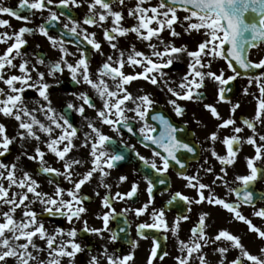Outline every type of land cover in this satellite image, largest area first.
Masks as SVG:
<instances>
[{
	"label": "snow or ice",
	"instance_id": "6c2138e0",
	"mask_svg": "<svg viewBox=\"0 0 264 264\" xmlns=\"http://www.w3.org/2000/svg\"><path fill=\"white\" fill-rule=\"evenodd\" d=\"M84 4H87V12L83 18L73 16V11ZM17 7L21 11L0 2V14L22 22L19 29H14L9 19L0 18V28L13 29L12 32L0 31V45L6 46L0 53V85H3L0 87V117L13 120L18 125L16 135L10 136L8 126L0 121V158L10 153V146L17 140L22 148L26 141L38 143L34 154L24 150L13 163L0 159V264H9V261L12 264H76L78 254L90 251L77 241L81 233L100 239H105V233H108L102 251L99 255H90L87 264H102V261L104 264H135L137 241L132 242V250L127 254H118L115 250L110 253L108 248L109 244L114 245L121 239L120 233L127 232L124 227L119 232L114 231L110 222L123 216V223L127 225L128 213L138 218L147 214L150 218L151 222H140L136 226L139 237L152 241L147 264H154L157 259L163 261L169 255L167 251L162 254L158 251L161 236L166 240V233L177 237L179 254L174 257L176 264H208L204 249L213 245H216L214 252L220 256L219 264H225L231 250H237L238 255L227 264H264V247L260 248L259 255L252 254L241 237L227 229H220L214 236L209 235V212L199 214L187 241L179 238L181 224L191 218L193 206L207 203L226 210L233 220L247 224L249 231L264 240V230L242 212L243 206L251 207L255 217L264 219V192L257 194L254 187L259 180H264V134L258 131V127L264 126V58L258 62L250 59L252 49L264 46V0H157L155 4L152 0H134L132 4L128 0H18ZM25 10L28 14H24ZM37 12L41 13L42 22L28 26L33 24ZM44 12L48 13L46 17ZM180 12L185 15L181 17ZM126 19H132L133 23L126 24ZM89 28H99L102 39H97V33L89 31ZM52 29H58L57 35L50 34ZM165 32L168 40L163 36ZM193 32L203 37L195 50H189L186 44H175L176 38L190 36ZM36 34L45 37L50 47L59 53L56 60L38 56L32 63L26 58L29 55L24 50L29 43L26 36ZM130 36L135 37V42L127 40ZM122 39L127 40V48L121 46ZM85 42L101 56H105L102 42L111 49V54L105 56L95 72L91 68L92 58L88 50L82 47ZM136 42L144 43L149 51L139 50ZM69 43L74 44L75 52L69 49ZM77 54L74 62L69 60ZM181 54L187 55L189 63L187 72L177 83L166 79L168 73L164 70L179 61ZM217 60L225 61L233 75L225 77L222 69L213 71ZM40 66H44L46 71H41ZM126 67L133 69L132 73L125 72ZM137 68L141 71H136ZM239 69L244 72L261 69L262 72L249 77L248 81L249 86L255 83L259 91V96L255 97V114L237 125L234 114L240 104H232L228 100L225 95L228 89L224 86L241 75ZM65 71L76 85L87 87L70 94L80 101L79 104L66 101L68 111H58L49 91L53 85L46 77L59 84L58 74L63 75ZM138 80L165 93L169 97L167 104L177 117L186 114V107L180 102L203 103L206 94L202 89L206 87V80L217 83V103L231 104L229 117L224 118L215 104L204 103L203 107L219 121L215 130L206 137L211 145L206 151L219 162L218 173L208 159L193 175L183 171L187 163L179 154H196L198 149L178 138V133L184 129L178 128L157 110L158 101L152 93L143 89L138 90L140 94L130 91L132 83ZM29 89H33L43 101H37L32 108L25 97ZM243 91L245 95L249 94L247 87ZM97 100L100 101L99 106ZM88 110H92L94 117L88 116ZM69 112L78 114L85 122L87 131H83L82 136L81 129L71 122ZM196 123L199 125L201 121ZM105 127L118 136H122L126 129L138 137V143L143 147L155 146L151 150V158L137 151L135 145H124L125 150L114 149L118 142L104 131ZM229 128L231 134L221 136V130ZM245 128L251 135H242ZM77 140L81 143L77 144ZM217 142L224 146V155L217 152ZM40 144L47 151L42 150ZM244 144L252 146L254 155L245 157L246 172L235 174L229 181V168L238 162ZM78 148L89 149L87 159L70 155ZM129 152L144 166L143 171L136 172L146 182L148 200L139 207H126L118 213L114 202L139 199L138 181L132 182L125 192H112L113 187L119 188L128 182V175L119 174L115 181L109 183L113 171L128 159ZM49 153L57 158V162H62L61 168L49 164L46 159ZM21 157L37 163L36 175L43 173L52 177L48 180L53 188L51 192L43 191L35 176L19 167ZM85 164L89 167L79 171ZM176 166L177 175L186 182V188L195 192V196L176 191L166 206L157 208L154 188L157 184L167 185L166 174ZM200 171L214 176L210 184L202 182ZM62 181L70 187H64ZM93 182L97 188L105 190L103 196L99 191L94 192L100 198L102 209L94 215L102 222V227H92L85 219L89 212L85 203L91 197L83 192V187ZM216 187L225 189V197L216 194ZM179 203H183L189 214H180L169 223L166 213ZM37 204L42 206L41 212L35 210ZM257 204L262 206L257 207ZM18 211L21 213L19 217L16 215ZM45 215L63 217L69 225L78 222L82 227H56L49 231Z\"/></svg>",
	"mask_w": 264,
	"mask_h": 264
},
{
	"label": "flooded vegetation",
	"instance_id": "af4514ba",
	"mask_svg": "<svg viewBox=\"0 0 264 264\" xmlns=\"http://www.w3.org/2000/svg\"><path fill=\"white\" fill-rule=\"evenodd\" d=\"M0 2L4 3L5 6H11L15 8L17 11H21L18 7V0H0ZM129 4L134 3V0H128ZM125 9V14H126ZM87 12V4H84L80 9H77L73 11L72 15L77 17L78 19H82L84 14ZM24 14H28L27 11H24ZM48 15L47 12L43 13V16L46 17ZM41 13L37 12L36 16L33 20V24L28 26H35L40 24L42 21L40 19ZM0 18L9 19L11 24L14 26V29H19V27L22 26V22L18 21L12 17H8L6 15L0 14ZM63 19V18H62ZM126 24L131 25L133 23L132 19H126ZM0 31H8L12 32L13 29H3L0 28ZM58 29H52L50 31L51 35H57ZM89 31H95L97 33V39H102L101 36V30L99 28H89ZM26 39L28 40V45L24 49L29 55L26 57L29 59L32 63L36 62V57L38 56H45L48 57L51 60H56L59 57V53L52 49L49 45L48 40L43 37L42 35L36 34L35 36L28 35L26 36ZM127 40H131L135 42V37L130 36L127 38ZM127 40H121V46L127 48ZM137 48L139 50H142L144 52H148L149 50L145 46L144 43L136 42ZM199 43L198 38L194 37L190 41V46L192 50H195L197 45ZM39 45V47H37ZM69 49L73 52L76 51V48L73 43H69L67 45ZM102 46L104 49L105 56L108 54H111V49L109 48L108 44L106 42H102ZM5 45H0V53H2L5 49ZM82 47L86 48L88 50V54L92 58V64L91 68L92 71L95 72V70L99 67L101 62L105 59V56H101L98 53H95L94 50L91 49V46L87 45L86 42L82 44ZM186 57V56H185ZM78 58L77 57H69V60L74 62V60ZM264 58V46H261L259 49H252L250 52V59L253 62H258L260 59ZM188 59V57H186ZM19 61H17L18 63ZM176 66H181L182 63H175ZM184 68L187 72V66L185 65ZM41 71H46L44 66H40ZM133 69L126 67L125 72L132 73ZM136 71H141L140 68H137ZM229 75H233L232 71L228 69ZM241 75L237 77L235 80L230 81L228 83V91L225 93L228 100L234 103H239L240 107L237 109V111L234 114V118L237 120V125L241 124V121L243 119H251L256 110V96H259V91L256 87V84L253 83L251 86H249V77L258 76L261 74V69H250L248 72H244V70L240 71ZM35 75V74H33ZM227 77V76H225ZM47 81L53 85V87L49 90L50 96L53 101L54 107L57 108L58 111H68L65 102L71 101L75 104H79L80 101H77L73 96L70 94L73 92H79L81 90H85L87 86L83 85H76L72 80L70 75L67 71L63 73V75L58 74V79L60 81L59 84H56L55 80H53L51 77H46ZM179 83L180 79H171ZM206 87L202 89V91L206 94V99L203 101V103H193L190 101H184L180 102L183 106L186 107V114L183 117H177L175 116L172 108L170 105L167 104L168 96L165 95V93L160 92L155 86L143 81L138 80L132 83L130 86V91H132L135 94H140L139 89H143L145 92L152 93L153 98L158 101L157 104V110L165 114L170 120H172L175 125L178 128L184 129V131L178 133V138L182 139L184 142H188L195 146L198 151L196 154H191L187 152H181L179 155H181L184 159V161L187 163L185 171L188 175H193L197 172V170L200 169V165L203 164L205 159L209 160L210 165L215 169V171L219 172V162L216 161L213 157H211L210 152L206 151L211 145L210 142L207 141L206 137L211 131L215 130V125L219 123L216 119L212 118L210 113L207 112L203 104L204 103H212L215 104L218 108V111L221 113V115L224 118H228L230 115V108L231 104L227 102H219L217 97V89L218 85L217 83L212 82L211 80H206L205 82ZM3 85H0L2 87ZM173 87L176 86V84L172 85ZM226 86V85H225ZM224 86V87H225ZM249 89V94H244V88ZM255 94V95H253ZM26 102L29 103V107L32 108L35 106L36 102H43L38 97V94L33 90L29 89L26 94ZM97 106L100 105V101H96ZM87 114L89 117H94V113L92 110H88ZM69 115L71 117V122L74 124V126L81 129L80 135L82 136L83 131H87V128L85 126V122L82 120V118L74 113L69 112ZM131 115V113H129ZM41 119H43V116H40ZM199 120L201 123L198 125L196 121ZM0 121L4 122L8 128V134L10 136H15L17 133L18 125L13 120H8L7 118L0 117ZM138 128L139 125H136ZM104 131L108 133L109 135L113 136V139L116 140L118 143L115 144L113 147L116 150H125L124 145H135V148L137 151H139L142 155H144L147 158H151V150L155 148V146H150L149 148L143 147L140 143H138V137L136 135H133L131 133H128L126 129L122 131V136H118L116 133L111 132L107 127L104 128ZM258 131L261 134H264V126L258 127ZM231 134V128L228 130H221V136ZM243 136H249L251 135L250 130L245 128L244 132L242 133ZM123 141V143H120V141ZM37 141L31 140L23 142V148L21 147V142L17 140L14 144L10 146V153L6 154L4 157L0 158L3 159L6 163H13L15 162V158L17 155H19L22 151L26 150L29 154H34V148L37 145ZM77 144H80L81 141L77 140ZM40 147L42 150L47 151L44 148L43 144H40ZM215 148L217 152L221 155L225 154V148L222 144L219 142L216 143ZM88 151L87 148H78L70 155L75 157H83L87 159L88 157ZM254 155V149L252 146L244 144L242 146V150L239 153L238 162L236 165L232 168H229V175L228 180L232 181L234 178V175L244 174L246 172V166H245V157L246 156H252ZM46 159L48 160L49 164L56 168H61L62 162H57V158L53 154H48ZM159 163V161H158ZM207 166V165H206ZM19 167L24 168V170L29 171L32 173L35 178L40 182L42 186V190L46 192H51L53 190L52 186L48 184V180L52 177L48 176L46 177L43 173H40L39 175H36L38 172V165L34 161H29L27 157H21V161L19 164ZM89 167L88 164H85L83 168L79 169V171L83 172ZM143 164L140 162L133 154L130 152L128 153V159L125 161H122L120 165L118 166V169L113 171L112 178L109 180V183H112L115 181L116 176L119 174H126L129 177L128 182L120 185L119 188L113 187L112 192L121 191L125 192L129 190L130 185L134 181L139 182V199L134 201H116L114 202V207L116 211L119 213L124 208L130 207L135 208L141 206L144 202L148 200V194L146 192V182L142 179L141 175H138L136 170L143 171ZM177 168L173 167L170 169L169 173L167 175L168 184L167 185H160L157 184L154 188V200H155V206L157 208L166 206L167 200L171 197V195L176 191H181L182 193L189 195V196H195V192L191 189H188L185 187V181L181 179L177 175ZM20 175L21 173L18 171L17 173ZM200 177L202 178V182L206 184H210L212 180L214 179V176L212 174H205L203 171H200ZM61 179V178H57ZM219 183V182H217ZM62 184L64 187H70V185L67 184V182H63ZM257 194L264 192V180H259L254 185ZM95 191L100 192V196L105 195V190L103 188H97L95 182L86 184L83 187V192L91 197L90 201H87L85 203V206L89 209L88 214L85 216V219L89 221V225L92 227H102V222L100 220H97L95 218V213L100 212L101 209V201L100 198L94 195ZM216 194L220 197H225V189L223 187H216L215 188ZM228 199H234V197H228ZM262 206L261 204H257V207ZM35 210L37 212L42 211V206L37 204L34 206ZM4 210H7L5 208ZM201 212H209L210 217L207 221L208 223V233L209 235L214 236L220 229H227L232 234H235L239 237H241L242 243L245 245V247L248 250V241L251 240V237L253 235L254 238H257V234L255 232L249 231L248 225L235 221L232 218V215L228 213L226 210L222 209L219 206H210L207 203L201 204V205H194L193 210L190 213V219L188 221L182 222L181 224V231L179 234L180 239L188 240L190 237V229L195 226L198 216ZM242 212L245 216H247L249 219H251L252 223L256 225L257 227L264 230V219L255 217L253 215V209L251 207L243 206ZM180 214H189L186 212L185 207L183 203L176 204L174 207H171L168 209L166 216L171 223L174 217L180 215ZM17 217L21 215V213L17 212ZM127 220L128 224H124V217L120 216L118 218V221L110 222V228H112L114 231L119 232V229L121 227L127 228L126 233H120L121 239L114 245L109 244V252L111 253L113 250H115L118 254H127L130 250H132V242L137 241L139 246L135 249V264H147V259L150 254V249L152 247V241L151 239H143L138 236L136 226L140 222H151L149 216L146 214L143 217H136L133 213L127 214ZM44 221L46 227L49 229V231H52L56 227H63L65 229H68L70 227H76L77 229L81 228V223H75L73 225H69L68 222L63 217H50L45 215ZM161 235V234H158ZM164 235H167V239H163L161 236V248L158 250L160 254H162L164 251H167L169 255L165 257L163 261L155 260L154 264H176L174 257H176L178 253V247H177V237H174L171 235V233H166ZM108 236V233H105V239H100L99 237L92 235V234H85L81 233V235L77 238V241L82 244V246H87V249L90 251H85L81 254H78L76 258V264H87V261L92 254H97L102 251L103 246L106 244V238ZM261 240V239H260ZM37 243H41L40 241H37ZM216 245L207 247L204 249V252L207 256L208 264H219L220 256L218 253L214 252V248ZM238 255L237 250H231L227 255V261L230 259H234ZM9 264H12L11 261H9ZM66 264V262H65ZM102 264L104 262L102 261Z\"/></svg>",
	"mask_w": 264,
	"mask_h": 264
},
{
	"label": "rangeland",
	"instance_id": "374dc122",
	"mask_svg": "<svg viewBox=\"0 0 264 264\" xmlns=\"http://www.w3.org/2000/svg\"><path fill=\"white\" fill-rule=\"evenodd\" d=\"M157 2V0H152V3L155 4ZM179 15L181 17H183V15H185V13L180 12ZM178 31H182V29H177ZM165 40L169 39L168 33L165 32L163 34ZM198 38L199 42L202 41L203 37L195 32L192 33V35H182L179 38L175 39V44L177 46L181 45V44H186L189 48V50L191 49L190 46V41L192 38ZM187 55L186 54H181L179 61L175 62V63H182L181 66H176L175 63L169 68V69H165L164 71H166L168 73V76L165 77L166 79H180L185 73H186V69L184 68V66L188 65L189 63V58L186 59ZM217 69H222L224 71L225 76L229 75V71L227 66L224 64L223 60H217L212 67L213 71H216ZM248 243V251H250L252 254H260V248L264 247V240H260V239H256L253 237H251V240L247 242ZM232 259H230L229 261H231ZM195 264V262H194ZM225 264H227V261L225 262Z\"/></svg>",
	"mask_w": 264,
	"mask_h": 264
},
{
	"label": "water",
	"instance_id": "95a60500",
	"mask_svg": "<svg viewBox=\"0 0 264 264\" xmlns=\"http://www.w3.org/2000/svg\"><path fill=\"white\" fill-rule=\"evenodd\" d=\"M238 67V66H237ZM241 69H239V71H240Z\"/></svg>",
	"mask_w": 264,
	"mask_h": 264
}]
</instances>
